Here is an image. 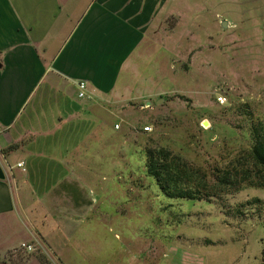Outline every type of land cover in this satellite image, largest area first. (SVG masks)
I'll list each match as a JSON object with an SVG mask.
<instances>
[{"label":"rangeland","instance_id":"obj_1","mask_svg":"<svg viewBox=\"0 0 264 264\" xmlns=\"http://www.w3.org/2000/svg\"><path fill=\"white\" fill-rule=\"evenodd\" d=\"M167 12L140 69L150 96L120 105L109 135L90 139L103 146L92 154L101 166L83 189L87 201L99 202L67 236L64 254L71 264H136L148 238L159 235L167 248L204 254V264H264V187L241 181L244 171L258 180L250 152L253 132L264 136V0H176ZM160 148L185 164L188 186L202 182L211 197L164 195L146 168V151ZM226 172L238 189L217 184ZM33 225L25 221L23 230ZM40 241L8 256L63 264Z\"/></svg>","mask_w":264,"mask_h":264},{"label":"crops","instance_id":"obj_2","mask_svg":"<svg viewBox=\"0 0 264 264\" xmlns=\"http://www.w3.org/2000/svg\"><path fill=\"white\" fill-rule=\"evenodd\" d=\"M175 1L0 0V264H21L8 253L40 239L71 264L65 240L99 202L83 189L101 166L92 154L103 146L90 139L109 135L120 105L150 96L140 69ZM25 221L34 224L29 232ZM158 236L136 264L205 263L204 254L167 248Z\"/></svg>","mask_w":264,"mask_h":264},{"label":"trees","instance_id":"obj_3","mask_svg":"<svg viewBox=\"0 0 264 264\" xmlns=\"http://www.w3.org/2000/svg\"><path fill=\"white\" fill-rule=\"evenodd\" d=\"M251 158L256 167L257 181L252 180V175L249 171H244L241 181H250L249 186L264 187V136L258 131L253 132ZM147 155V173L153 177L160 191L169 198L174 199H189V200H204V197H211V195L203 194L200 188L203 187L202 182H198L195 186H188L185 179L191 181V175L185 168L182 160L174 156L169 150L148 149ZM238 175V174H237ZM218 185L224 188L229 187L238 189L240 182L232 179L230 172L219 175L217 178ZM260 202V200H256Z\"/></svg>","mask_w":264,"mask_h":264},{"label":"built area","instance_id":"obj_4","mask_svg":"<svg viewBox=\"0 0 264 264\" xmlns=\"http://www.w3.org/2000/svg\"><path fill=\"white\" fill-rule=\"evenodd\" d=\"M79 89H80L79 96L81 98L85 97V95H86V84L81 83L79 85ZM220 99H221L220 101L224 102V99L223 98H220ZM116 128H118V126H116ZM145 130L146 131H150L151 128L148 126V127H145ZM18 167H20V168L24 167V163L18 164ZM23 247L28 248L29 250H32L33 249V246L27 245V244H23Z\"/></svg>","mask_w":264,"mask_h":264},{"label":"water","instance_id":"obj_5","mask_svg":"<svg viewBox=\"0 0 264 264\" xmlns=\"http://www.w3.org/2000/svg\"><path fill=\"white\" fill-rule=\"evenodd\" d=\"M222 25H223V27H224V28H226V27H227V22H226V21H224ZM162 101H164V100H162ZM162 101H160V102H162ZM160 102H159V103H160ZM148 105L150 106V105H151V103H148ZM208 124H209L208 122H205V124H204V125H205V126H207Z\"/></svg>","mask_w":264,"mask_h":264}]
</instances>
